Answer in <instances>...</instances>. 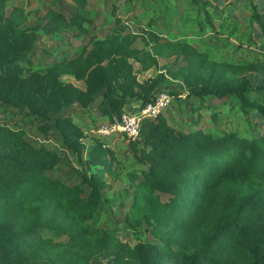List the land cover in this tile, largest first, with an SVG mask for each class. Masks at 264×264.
I'll return each mask as SVG.
<instances>
[{"label": "trees", "instance_id": "trees-1", "mask_svg": "<svg viewBox=\"0 0 264 264\" xmlns=\"http://www.w3.org/2000/svg\"><path fill=\"white\" fill-rule=\"evenodd\" d=\"M8 1L0 0V210L24 216L0 220V264H39L50 250L61 264H90L99 255L110 256L114 264H264V134L183 130L169 123L162 114L165 109L155 118L142 119L138 138L127 140L144 166L139 175L130 173L134 189L124 217L137 240L131 244L118 238L115 228L100 223L105 176L116 177L114 151L98 140L87 152V169L71 166L79 181L70 183L50 173L63 161L64 150L78 160L82 156L86 132L72 115L62 112L54 122L58 132L52 135L61 140L62 150L36 145L27 131L35 120L41 122L39 130L48 141L50 112L72 104L99 111L107 122L133 102L150 101L163 91L159 86L167 76L200 80L191 95L201 101L217 99L230 110L238 106L244 114L257 111L264 120V78L252 89L246 75L264 70V54L217 60L185 38H163L166 30L154 31L148 34L145 52L131 50L138 68L157 67L158 58L180 60L177 68L127 81L116 75L115 67L104 80L88 76L87 92L69 91L73 87L60 80L82 71L89 51L82 48L76 56H62L44 70H33L29 67L32 49L38 47L35 30L86 35L93 27L88 0H73L75 6L68 12L50 8L34 24L28 23L30 12L21 5L7 12ZM119 1L110 0V15H115ZM182 1L186 10L197 13L188 37H203L208 27L217 31L206 8L209 0ZM249 1L250 18L264 30L256 4ZM241 30L239 37L236 27L229 34L241 41L246 29ZM138 36L127 33V43L132 45ZM247 37L245 41H252ZM115 38L108 35L109 40ZM98 86L102 90L94 103ZM168 93L177 97V92ZM142 227L151 241L140 240ZM45 231L52 236L43 237Z\"/></svg>", "mask_w": 264, "mask_h": 264}, {"label": "rangeland", "instance_id": "rangeland-1", "mask_svg": "<svg viewBox=\"0 0 264 264\" xmlns=\"http://www.w3.org/2000/svg\"><path fill=\"white\" fill-rule=\"evenodd\" d=\"M169 1L170 4L167 5L164 0H121L118 2L115 15H110L112 7L110 0H88L87 8L93 22V27L89 29V32L81 36L75 35L76 30L58 35H46L40 29H36V44H38V47L32 49L33 59L29 68L44 70L62 56H76L82 48L86 47L89 51L86 67L77 74L62 77L60 80V83L65 84V86L70 85L73 87L68 89L69 91L81 89L87 92L89 89L85 87V82L88 76H96L97 74L101 75L104 80L109 77L110 72L115 67L116 75L125 76L124 78L127 81L134 77L142 81L150 74L158 71L164 72L169 68H177L181 63L180 60L158 58L157 67L151 66L145 70L138 68L137 59L131 54L132 48L145 52L149 47L148 34L154 31L161 33L163 30L167 31L165 35H162L163 38H185L198 48L207 51L211 58L217 60H247L252 59L255 54H264V33H260L261 31L254 19L251 18L252 20H250L249 0H209L210 5H207L206 8L210 10L215 18L214 24L217 31L213 32L208 27L203 37H188L189 28L196 21V11L186 10V3L182 0ZM13 5H21L29 11L28 23L34 24L37 16L45 14L48 9L61 8L68 12L74 8L75 3L73 0H9L6 11L9 12ZM116 18L119 20L118 23H116ZM150 18H155L152 25L146 23ZM261 18L263 19V17ZM233 19L237 20V25L234 24ZM234 27L238 30L236 34L238 37L241 33L240 29H246V38L249 31L252 30V35L259 38L256 47H253V45L252 49L239 47L236 36L229 34V31L234 30ZM114 28H116V31H113ZM127 33L139 34L132 45L127 43ZM109 34L114 35L116 38L109 40ZM242 38L245 42L244 35H242ZM208 74L207 72L206 76ZM246 75L250 77V87L254 89L264 78V70L246 72ZM201 83L200 80L167 76L166 80L160 84L159 89L163 91L177 92V97L172 99L162 113L172 126L183 130L201 128L212 132L231 129L244 136L257 133L264 134V120L259 112L251 111L244 114L238 106L230 110L228 107L221 105V102L217 99L205 97L201 101L196 96L191 95L190 90ZM101 88V86L100 88L98 86L94 93V103L100 98ZM1 108L0 105V121L3 113ZM66 111H68L67 115H72L70 116L71 119L81 128L82 133L86 132L85 135L83 134L84 139H82L85 147L79 160L74 154H70V152L63 149V161L50 174L66 182H78L79 178L72 173L71 166L87 169V152L95 146L98 140L102 141L106 148L112 149L117 159L114 164L116 177L105 176L107 186L102 191L103 201L99 207L101 212L100 223L115 228L117 237L122 241L131 244L136 243L137 240L134 239L133 231L125 227L124 217L134 189L130 180V173L134 172L139 175L140 170L144 167L136 161V150L132 149L133 145L129 144L123 135L101 136L97 134L98 125L106 118L99 111L98 113L92 112L89 107L84 109L73 104L63 110L50 112L48 122L53 130L51 129L48 134L50 137L48 141L43 140V133L39 130L41 122L39 123L36 120L27 128L28 135L35 139L36 145L43 143L60 150L62 148L61 140L52 134L58 132L54 131L56 130L54 127L56 118ZM88 112H91V114ZM82 140L80 141L82 142ZM90 168H88V171L91 170ZM161 198L167 200V195L161 194ZM13 216L23 218L24 215L13 209L0 210V220ZM148 235V230L142 227L139 233L140 240L151 241L152 238ZM48 236H52L51 232L45 231L43 237ZM50 251L44 254V258L39 260V264H61L55 260L53 253ZM90 264L114 263L110 256L99 255L93 258Z\"/></svg>", "mask_w": 264, "mask_h": 264}, {"label": "built area", "instance_id": "built-area-1", "mask_svg": "<svg viewBox=\"0 0 264 264\" xmlns=\"http://www.w3.org/2000/svg\"><path fill=\"white\" fill-rule=\"evenodd\" d=\"M173 98L174 95L161 91L144 104L133 102L119 116L100 123L96 132L101 136L123 135L128 141H135L140 133L141 120L155 118Z\"/></svg>", "mask_w": 264, "mask_h": 264}, {"label": "crops", "instance_id": "crops-1", "mask_svg": "<svg viewBox=\"0 0 264 264\" xmlns=\"http://www.w3.org/2000/svg\"><path fill=\"white\" fill-rule=\"evenodd\" d=\"M253 1L256 4L258 12L260 13V17H263V19L262 18L261 19H262V22L264 23V0H253ZM250 17H251V15H250ZM250 20H252V19L250 18ZM259 30L261 31L260 33H264V30L260 29V27H259ZM251 31H249L248 36H250L252 41H249V43H248V41L243 42V40H241V41H238L239 42L238 45H241L242 47H245V48L247 47V49H252V45H253V47H256V44H258L257 41L259 38H256L255 36H253Z\"/></svg>", "mask_w": 264, "mask_h": 264}]
</instances>
